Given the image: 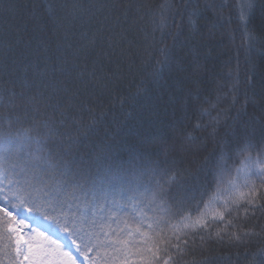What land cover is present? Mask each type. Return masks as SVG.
<instances>
[{
    "label": "snow or ice",
    "instance_id": "1",
    "mask_svg": "<svg viewBox=\"0 0 264 264\" xmlns=\"http://www.w3.org/2000/svg\"><path fill=\"white\" fill-rule=\"evenodd\" d=\"M258 3L264 7V0L196 5L187 13L185 35L183 25L180 32L169 30L168 20H183L188 8L175 0H0V264H185L196 236L246 244L252 233L233 213L241 200L253 206L245 212H264V205L256 206L264 200L258 192L264 151L251 155L257 140L264 144V103H256V97L264 101V71L253 56L261 37L251 23ZM233 10L246 52L245 79L238 65L225 96L237 104L242 84L245 103L231 122L225 116L222 124L218 112L210 135H230L247 153L235 176L218 165L215 188L200 191L198 174L145 163L135 145L126 149L127 158L113 142L101 141L83 155L74 151L99 121L94 98L138 54L137 37L150 38L148 47L162 57L154 74L175 65L195 83L200 67L178 46L198 37L207 43L213 33L202 36L198 19L211 13L218 22L228 12L231 23ZM149 19L155 28L143 33ZM249 102L261 115L241 123ZM205 251L203 264H226L225 256ZM252 258L264 264V250Z\"/></svg>",
    "mask_w": 264,
    "mask_h": 264
},
{
    "label": "trees",
    "instance_id": "2",
    "mask_svg": "<svg viewBox=\"0 0 264 264\" xmlns=\"http://www.w3.org/2000/svg\"><path fill=\"white\" fill-rule=\"evenodd\" d=\"M164 2L153 0L154 4ZM206 2L213 0H175L177 4H187L188 8L183 20L181 17H176L174 21L171 18L168 20L169 30L180 32L183 25L184 34L187 35V13L194 6L202 7ZM214 2L218 4L221 0ZM229 3H234V0H229ZM230 15L231 23L228 22V12L218 22L211 13L206 14L203 20L198 19V23L203 29L202 36L211 29L212 39L203 43L198 37L192 43L185 41L182 48L178 46L177 51L181 56H186L200 67L195 83H191L185 72L175 65L164 67L159 74H154L155 61L162 57L148 47L150 38L146 42L143 35L137 37L134 48L138 54L131 65L123 66L119 78L113 80L109 90L99 99L94 98L99 121L94 133L75 146L74 151L83 155L91 152L94 145L101 141L113 142L121 147L127 158L126 149L135 145L144 154L145 163L187 169L198 174L199 180L196 183L200 191L215 188L218 165H224L235 176V170L243 166L244 155L247 153H240L238 144L230 135L226 139L221 136L213 139L210 135L212 121L217 118L218 112L222 124L225 116L231 122L232 117L237 115V109L245 103L242 84L237 104L231 103L230 95L225 96L235 81L238 65L239 79H245L246 52L242 46L243 37L235 10ZM251 23L261 37L253 56L260 71H264V7L259 3ZM154 28L155 25L149 19L143 22L142 32L151 34ZM155 36L159 39L158 31ZM48 43L54 50L55 39ZM168 44H172L171 39ZM20 59L27 62L25 57ZM256 103L259 105L264 101L256 97ZM205 109L206 112L203 111ZM100 112H103L102 116ZM247 113V117H241V123L252 115H261L259 110H254L251 102L248 103ZM260 151H264V144L257 140L251 152L252 157L255 159ZM222 153L225 157L223 160ZM241 191L247 192V189L242 188ZM258 192L264 195V187H259ZM199 198L197 194V201ZM259 205H264V200H259L256 206ZM246 207L251 209L253 206L241 200L240 210L233 213L237 221L245 225L243 231L252 233L247 236L245 245L230 247L207 239L201 242L199 236H196L195 243H190L191 251L183 257L185 264H203L205 256L209 254L205 249L210 250L212 255L225 256L226 264L229 257L231 264H256L252 254L264 250V212L258 211L253 216L251 211H244ZM229 231L232 229L229 228Z\"/></svg>",
    "mask_w": 264,
    "mask_h": 264
},
{
    "label": "rangeland",
    "instance_id": "3",
    "mask_svg": "<svg viewBox=\"0 0 264 264\" xmlns=\"http://www.w3.org/2000/svg\"><path fill=\"white\" fill-rule=\"evenodd\" d=\"M24 215H26V214H24ZM32 222H33V223H35V221H34V220H33Z\"/></svg>",
    "mask_w": 264,
    "mask_h": 264
}]
</instances>
